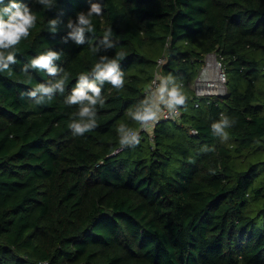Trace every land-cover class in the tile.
I'll return each mask as SVG.
<instances>
[{
  "label": "trees",
  "instance_id": "obj_1",
  "mask_svg": "<svg viewBox=\"0 0 264 264\" xmlns=\"http://www.w3.org/2000/svg\"><path fill=\"white\" fill-rule=\"evenodd\" d=\"M18 2L36 24L0 71V264H264V0ZM93 2L103 14L77 45L68 22ZM48 50L56 75L30 66ZM210 53L227 90L198 97ZM117 56L123 88L105 81L97 126L74 135L80 105L65 101L79 75ZM158 75L187 101L149 133L131 114L155 104ZM65 76L63 93L30 95ZM222 114L226 138L212 129ZM136 131L139 145L121 147Z\"/></svg>",
  "mask_w": 264,
  "mask_h": 264
},
{
  "label": "clouds",
  "instance_id": "obj_2",
  "mask_svg": "<svg viewBox=\"0 0 264 264\" xmlns=\"http://www.w3.org/2000/svg\"><path fill=\"white\" fill-rule=\"evenodd\" d=\"M36 3L42 5L46 9L54 7V0H36ZM103 14V6L99 2L90 3L87 12L77 14L76 22L69 20L67 27L71 29L68 36L75 41L77 45H82L85 42V33H93L95 31L92 23L93 16H101ZM50 30L56 31L57 20H49ZM36 24V16L31 8L18 0H8L5 4L4 0H0V71L9 70V65H14L16 61V46L23 39H27L30 35V30ZM112 35V29L108 28L103 36V41L107 47L113 45L108 43V37ZM60 53L48 50L45 51L30 61V66L38 70H46L49 75H56L58 69L53 65V61L59 60ZM102 61L107 58H101ZM119 56L104 63H96L91 69V75L94 77L89 81L87 74H80L76 86L73 88L71 95L66 99L65 103L70 105H80L78 115L80 121H72L68 127L73 131L74 135H83L86 132L92 131L97 125L96 120L92 119L95 116L92 106L97 104L99 100L101 107L104 105V99H100L104 82L107 81L112 87L122 89L124 86V73L120 70L118 64ZM29 65L25 64L22 71L26 72ZM66 76L61 78L55 84L46 87L44 84H37L35 91L30 93L35 96L37 92L51 96L53 92L59 90L64 92ZM161 100L167 96L166 104L169 108L176 106H186L187 97L177 87L168 89L167 87L160 88ZM87 102V103H85ZM39 103V101H37ZM87 118V119H85ZM134 122L138 123L141 128H146L149 122L157 121L158 109L151 103H145L142 109L131 114ZM229 121L221 115L218 122L212 124L214 134L226 138L227 133L225 128L228 127ZM118 133H124V125L118 127ZM140 143V135L136 132L119 135V144L121 147H135Z\"/></svg>",
  "mask_w": 264,
  "mask_h": 264
},
{
  "label": "built area",
  "instance_id": "obj_3",
  "mask_svg": "<svg viewBox=\"0 0 264 264\" xmlns=\"http://www.w3.org/2000/svg\"><path fill=\"white\" fill-rule=\"evenodd\" d=\"M211 59H214L213 63H209ZM165 60H166L165 57L160 58L159 64H162L163 62H165ZM205 63H206V65L204 64V66L202 67V70L200 71L198 78L196 79V86H195L196 95L198 97H203V96H207V95H223L224 92H220V89H221V86H226L227 77H226V73L224 71V68L222 66V63L217 57V54L216 55H214L213 53L208 54L206 57ZM215 73H217L216 74V76H217L216 84L218 85L219 89L218 90L217 89L209 90L206 87L207 78H210L213 75L215 76ZM199 81H201L203 83V85H200ZM162 85H164V84L161 81L160 76L158 75L153 80V83H152V87L154 88V92H156L157 88H159ZM226 90H227V87H226ZM165 97L167 100V96H165ZM158 109H159V114H158L157 121L149 122L148 125L146 126V128H142V130L149 132V133H152L153 128L156 126V124H157V122H159V120H161V119H164V120L176 119V118H179V116H180V109L178 107L169 108V107H167L166 102L163 103L162 105H159ZM191 133L196 134L197 130L191 129Z\"/></svg>",
  "mask_w": 264,
  "mask_h": 264
},
{
  "label": "crops",
  "instance_id": "obj_4",
  "mask_svg": "<svg viewBox=\"0 0 264 264\" xmlns=\"http://www.w3.org/2000/svg\"><path fill=\"white\" fill-rule=\"evenodd\" d=\"M161 87H165V85L160 86L159 88H157L156 92H155V106L158 109L159 105H162L163 103L166 102V97L164 98V100H161V94H160V88ZM166 96V94H165ZM158 114H159V109H158Z\"/></svg>",
  "mask_w": 264,
  "mask_h": 264
},
{
  "label": "bare ground",
  "instance_id": "obj_5",
  "mask_svg": "<svg viewBox=\"0 0 264 264\" xmlns=\"http://www.w3.org/2000/svg\"><path fill=\"white\" fill-rule=\"evenodd\" d=\"M213 60L214 59H211L209 63H213ZM217 74V73H215ZM214 79V78H213ZM212 77L210 78H207V84H206V87L209 89V90H212V89H219L218 85L216 84V80H217V76L215 77V79L213 80Z\"/></svg>",
  "mask_w": 264,
  "mask_h": 264
},
{
  "label": "rangeland",
  "instance_id": "obj_6",
  "mask_svg": "<svg viewBox=\"0 0 264 264\" xmlns=\"http://www.w3.org/2000/svg\"><path fill=\"white\" fill-rule=\"evenodd\" d=\"M205 65H206V63H205ZM215 77H216V74H215V76H214V75L212 76V79H213V78L215 79ZM214 79H213V80H214ZM205 83H206V82H205ZM199 84H200V85H203V83H202L201 81H199ZM204 85H205V84H204ZM192 86H193V88H195V86H196V82L193 83ZM220 92H224V93H225V92H226V86H221Z\"/></svg>",
  "mask_w": 264,
  "mask_h": 264
},
{
  "label": "water",
  "instance_id": "obj_7",
  "mask_svg": "<svg viewBox=\"0 0 264 264\" xmlns=\"http://www.w3.org/2000/svg\"><path fill=\"white\" fill-rule=\"evenodd\" d=\"M214 55H216V53H213Z\"/></svg>",
  "mask_w": 264,
  "mask_h": 264
}]
</instances>
